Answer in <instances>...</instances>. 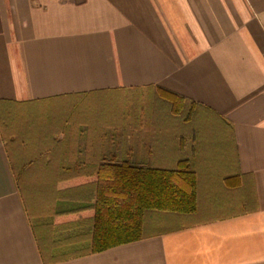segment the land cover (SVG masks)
<instances>
[{"label":"crops","instance_id":"crops-1","mask_svg":"<svg viewBox=\"0 0 264 264\" xmlns=\"http://www.w3.org/2000/svg\"><path fill=\"white\" fill-rule=\"evenodd\" d=\"M154 87L209 109L195 126L198 150H209L204 164L229 169L203 180L194 222L54 264H264V0H0V99L131 97ZM133 113H117L106 142L97 120L80 113L77 141L50 143L58 157L35 158L19 179L50 181L52 170L76 161L97 165L109 148L136 160L152 146L168 148L169 129L157 141ZM11 159L0 135V264H44ZM220 171L246 183L227 187Z\"/></svg>","mask_w":264,"mask_h":264},{"label":"trees","instance_id":"trees-1","mask_svg":"<svg viewBox=\"0 0 264 264\" xmlns=\"http://www.w3.org/2000/svg\"><path fill=\"white\" fill-rule=\"evenodd\" d=\"M133 95L150 98L146 105L144 100L137 104L133 100L127 111L134 112L130 120L147 122L157 141L159 129H169L168 148L152 146L144 160H136L132 151L120 147L105 149L97 165L84 167L79 161L62 165L51 171L50 181L39 182L19 178L22 172L29 178L35 158L58 157L60 150L50 143L61 142L64 136L68 141H77L80 113L97 120L104 142L110 141L117 113L118 120L128 118L121 115L125 113L123 107L115 101L111 107L103 105V97L119 100L129 96L121 91H101L35 101L0 99V135L12 158L17 187L25 196V210L44 264L98 253L157 231L173 230L183 221L194 222L200 215L203 180L208 174H218V169H229L228 165L214 167L202 162L210 153L198 150L203 134L195 126L206 117L201 110L208 108L161 87ZM223 121L227 127L229 123ZM222 133L227 136L229 132ZM232 154L235 157L233 146ZM222 171L219 175L224 176L227 187L238 188L246 183L247 176L237 172L225 175ZM83 175L95 180H79ZM249 200L252 203L251 193ZM88 211L92 215L82 217ZM58 218L68 221L58 222Z\"/></svg>","mask_w":264,"mask_h":264},{"label":"rangeland","instance_id":"rangeland-1","mask_svg":"<svg viewBox=\"0 0 264 264\" xmlns=\"http://www.w3.org/2000/svg\"><path fill=\"white\" fill-rule=\"evenodd\" d=\"M104 100L103 101V105H105L107 108L111 107V103L113 101H115L117 104L115 105H121V107H123V111L127 112L128 110H131V106L133 105V100H136V104L141 102V100L145 101V105L147 104L146 101H148V97H119L121 99L119 100H113L111 97H103ZM143 102V101H142ZM146 108L148 106H145Z\"/></svg>","mask_w":264,"mask_h":264}]
</instances>
